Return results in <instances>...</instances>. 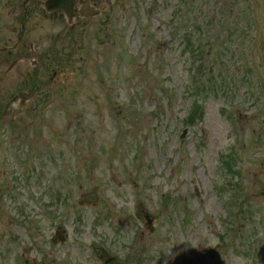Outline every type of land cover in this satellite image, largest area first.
Returning a JSON list of instances; mask_svg holds the SVG:
<instances>
[{"label": "rangeland", "instance_id": "rangeland-1", "mask_svg": "<svg viewBox=\"0 0 264 264\" xmlns=\"http://www.w3.org/2000/svg\"><path fill=\"white\" fill-rule=\"evenodd\" d=\"M73 26L43 27L64 42L46 145L26 177L0 160V264H264V0H113Z\"/></svg>", "mask_w": 264, "mask_h": 264}, {"label": "flooded vegetation", "instance_id": "flooded-vegetation-1", "mask_svg": "<svg viewBox=\"0 0 264 264\" xmlns=\"http://www.w3.org/2000/svg\"><path fill=\"white\" fill-rule=\"evenodd\" d=\"M101 1L107 3L106 11L102 10L99 4ZM112 3L113 0H79L75 6L76 17L73 25L84 19L83 15L88 9L107 12L112 8ZM52 9L53 4L50 0H0V160L3 163L9 162L10 159L25 160L26 164L29 163L30 158L22 153L25 143L28 151L31 150V146L40 145L37 141L39 142L41 132L39 129L33 131L32 127L35 121L42 118L40 114L44 104L55 102L57 91L64 79L63 48L59 46L64 44L63 35L49 34L43 27L48 22L67 23V18L62 10ZM73 30L74 26L70 27V31ZM26 124L29 127L30 139L17 133V126L25 127ZM46 142L42 146H45ZM56 146V142L51 146L56 148L52 153L55 157L58 155ZM46 151L40 153L39 158H46ZM9 172L10 170H0V191L2 190L4 199V205L0 203V220L7 218L9 214L7 212L12 198L9 180L13 176ZM42 175H45V172ZM0 242L8 247L4 240ZM53 243L57 245L54 240ZM65 243L58 245L62 246ZM5 249L9 252V248ZM106 251L103 248L100 252ZM58 256L53 263L80 264L79 254L74 251H65L63 256ZM32 258L36 260L35 256ZM95 259L99 264H123L115 254L98 255ZM42 262L49 264L47 258ZM152 262L149 260L147 264ZM134 263L142 264L141 261Z\"/></svg>", "mask_w": 264, "mask_h": 264}, {"label": "water", "instance_id": "water-1", "mask_svg": "<svg viewBox=\"0 0 264 264\" xmlns=\"http://www.w3.org/2000/svg\"><path fill=\"white\" fill-rule=\"evenodd\" d=\"M77 2V0H53V6L63 8L69 16L73 15V5ZM97 200L96 197H88L89 202H95Z\"/></svg>", "mask_w": 264, "mask_h": 264}]
</instances>
